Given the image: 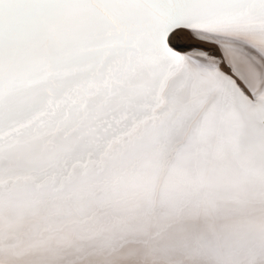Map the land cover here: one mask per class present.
Here are the masks:
<instances>
[{"label":"rangeland","instance_id":"obj_1","mask_svg":"<svg viewBox=\"0 0 264 264\" xmlns=\"http://www.w3.org/2000/svg\"><path fill=\"white\" fill-rule=\"evenodd\" d=\"M169 1L164 23L150 33L139 24L146 38L103 47L81 72L0 82V239L20 251L16 262L0 252V264H152L151 252L155 264H264V0ZM102 18L75 5L38 32L69 40ZM179 22L202 24L170 35L184 59L165 42L166 25ZM101 32L97 43H133L123 30ZM212 33L234 41L220 44ZM29 36L24 51L33 49ZM229 45L238 52L228 54ZM197 52L211 62L190 58ZM235 55L240 70L263 77L256 96ZM47 116L56 122L44 124Z\"/></svg>","mask_w":264,"mask_h":264},{"label":"bare ground","instance_id":"obj_2","mask_svg":"<svg viewBox=\"0 0 264 264\" xmlns=\"http://www.w3.org/2000/svg\"><path fill=\"white\" fill-rule=\"evenodd\" d=\"M187 1L188 0H178V2L182 6H184ZM193 1H197V0H193ZM212 1H214V0H211L210 3H212ZM220 1H230V0H219L218 2H220ZM199 2L200 3L201 2L206 3L207 0H200ZM169 3H170L169 0H0V82L3 81L4 79L8 78V77H12V76L17 77L18 75H15V74H18V73H22V74H35V75H39L40 77H43L44 78V77H46V76H48L50 74H55V73L56 74H59V71H62V70H65L67 73H69V76H71L70 74H72V73L81 72L82 70H85V69L89 68V64L92 63L93 61H95L96 54L99 53L100 50H102L103 47H105L107 53H109L113 49H120L124 45H126V46H129V45L132 46L133 44H137V42H139L140 39L146 38L145 37V33L146 32H145V30H143L142 28L139 27V24L142 25V26L143 25L146 26V28L145 27L144 28L147 29L149 31V33H150L151 28L156 23H158L160 21H162L164 23V20H165V18L167 16H162V10L164 8H169ZM75 5L76 6H90V7H92V10L93 11H97L99 14H104L105 15V18L100 19V20H103L102 21L103 23L93 24L92 25V28H91V31L88 34L83 35V36H78V37L75 36V37H72L69 40L59 39L58 37L56 38V40H53L54 37H49L48 34L44 35V33H42V36H41V34H39L38 31H39L40 27H42L44 25V22H45V20L47 18H51V20L54 19V21H55L56 18L58 19V17H60V13H61V11L63 9H73ZM176 6H177V4L176 5H173V7H176ZM139 11H143V14H144L143 21L140 20L139 17H138ZM59 20H60V18H59ZM52 22H53V20H52ZM55 22H53V23H55ZM57 22H56L57 24H60L59 21H57ZM53 23L51 24V22H50L52 28H53V25H54ZM119 24L121 25L120 27H119ZM170 24L171 23H168L166 25V29L164 31L165 32V35H166V38H167L168 46H170V43L168 42L169 41V37H170L169 34L174 29H177L178 27L180 28V26H186L188 28H192L194 31H199L196 28H197V26H201L202 25V24H197V23H195V25L194 24L193 25H190V24H182V23L179 22L176 25H174V26L171 25L169 27ZM56 26L54 25V27H56ZM48 27L50 28V26H48ZM117 27L122 28L123 32L126 35L130 36V40H133V43L128 44L127 40H123L122 43H121L122 46H120V47L115 46V44H111L109 41H107V42L104 41L102 43H97V39L99 37L98 34H99V32L102 31L103 28H104L105 31H107L104 34L109 33L108 35L110 37H111V35H114L115 37H117L118 35L120 36L121 33H122L121 32L122 30H120V29L119 30H116L115 28H117ZM221 27H223V26H221ZM75 30L77 31V29H75ZM41 31H40V33H41ZM44 31H47V30L45 29ZM44 31H42V32H44ZM55 31H54V33H56ZM79 31H81V30H79ZM119 31L121 32L120 34L118 33ZM132 32H133V34H135V33L136 34H139V36L135 39L136 36L133 35ZM36 33L39 34V37L40 38H36L34 36H33L34 37L33 38L32 36H29V35H35ZM236 33L234 32V34H236ZM100 35H102V34H100ZM209 35H211V37L214 40L218 41L220 44H223V43L228 44V42L234 41V40L229 39L226 35H223V34L212 33V34H209ZM28 36L34 39L33 42H31L32 45H33V49L31 48L32 50H28L27 49V50L24 51V49L27 48V46L29 45V44H27V42H24V37H27V40L29 41ZM35 36H37V35H35ZM56 36H57V33H56ZM235 36H237V35H235ZM41 39H46V41H44V40L41 41ZM119 42H121V41H118V43ZM243 42L244 43L241 42V45L244 46L245 41H243ZM98 44H100V47L99 48L95 47ZM45 45H47V46L49 45L50 47L48 49H45V51H44V46ZM249 47L256 48V47H252V46H249ZM45 48H47V47H45ZM238 48L239 47L237 45L230 46V47L227 48V52H228V54H230L229 53L230 51L231 52H233V51L238 52V50H239ZM173 49H171V50H173ZM36 53H38L39 56L31 57V55H35ZM175 53L178 54L180 58H183L184 59V57H182L180 53H177V52H175ZM189 56H190V58L195 59V60L198 59V60L208 61V63L211 62L210 59L208 60V57H207V59H204L203 58V55L201 53H198V52L197 53L189 54ZM228 57H230V56H228ZM51 58H53L54 60H51ZM233 58H232L233 62L232 61L231 62H232V65L235 68V71L238 74H240L241 76L242 75L245 76V80L244 81L251 88V89L249 88L251 91L252 90L255 91V92L258 91L257 90V87H261L263 85H260L262 83V81L259 82L260 84L257 83V81L258 80H261V78L263 80V77H261L260 79L259 78H256V76H255V72L256 71H254V73H253L250 70L251 68H249L248 66L245 67L246 70H240L239 69V63H238L237 56L235 55V56H233ZM256 69H257V67H256ZM259 69H262V68H259ZM259 74H260V72H259ZM255 79H256V83H254L255 82ZM233 80H234V78H233ZM253 91H252V94L254 96H256ZM2 92H3V90H2V88H0V95L2 94ZM214 110H216V109H214ZM54 122H56V120H51V118L49 116L44 117V120H43V123L44 124L46 123L47 125H53ZM49 212L50 213H48L47 216L50 215L53 211H49ZM100 212H102V211H100ZM100 212L98 211V213H100ZM103 212H102V214L105 213V212L104 213ZM102 214L100 213V217L101 218H102V216H101ZM51 215H52V217L50 216L51 218H53L54 216L55 217L57 216L55 214V212H53ZM106 215H105V217H106ZM58 216H59V214H58ZM61 216H63V214ZM87 216H89V215H87ZM111 216H114V214L113 213H112V215L110 214V217ZM50 217H48V218H50ZM98 217H99V215H98ZM98 217H94V218L95 219L96 218L98 219ZM108 217H109V215L107 216V219H108ZM114 217H116V216H114ZM114 217H111L110 219H112ZM56 218H54V219H56ZM117 218H118V216H117ZM117 218H115V219H117ZM57 219H60V217H58ZM62 219H65L64 216H63ZM107 219L105 218L104 220H107ZM121 219H123V218H121ZM76 220H77V218H76ZM91 220H92V217H91ZM101 220H103V219H101ZM87 221H88V219H87ZM107 221H105V222L107 223ZM91 222H93V221H91ZM96 222H97V220H96ZM99 222L100 221L98 220L97 223H99ZM83 223H85V221H83ZM105 224L103 223V225H105ZM93 225H94V223H93ZM100 226H102V224ZM207 226H211V227H208L209 229L206 232L208 234L210 232L209 230L212 228V225L211 224L210 225L208 224ZM105 227H106V225H105ZM105 227L102 226L103 229H107L110 226H108L106 228ZM99 228H101V227H98V229ZM237 228L239 229V227H237ZM103 229H102V231H103ZM110 229H111V227L109 229L105 230V231H108L109 230V232L112 233V229H111V231H110ZM228 229L225 232H227ZM236 229H234V230L233 229L232 230L230 229V231H235ZM238 229L236 231H239ZM113 230H116L117 231L116 228H114ZM214 230H216V229H214ZM214 230H213V232H214ZM97 232H98V230H97ZM213 232H212V229H211V232L210 233L212 234ZM2 233H3V231H2ZM101 234L103 235V232ZM101 234L99 235V237L102 236ZM107 234L108 235H111L108 232H107ZM107 234L105 233L104 235L106 236ZM4 235H6V234H4ZM108 235H107V237H108ZM99 237L97 235V238H99ZM107 237H105V238H107ZM111 237H112V235H111ZM22 238H23V236L20 239H22ZM103 239L104 238L102 236V240ZM105 240H106V242L107 241H110L111 242V240H113V238L112 239H109V240H107V239H105ZM99 242H100V240H99ZM106 242H105V244H107ZM110 242H108L109 245H110ZM113 242L116 243V244H118V242H115V241H113ZM113 242H112L111 245L114 244ZM138 243H140L139 240H138L137 244H135L136 246L133 243L132 248L129 245H127V246H128L129 249L131 248V250H132L134 248V246L137 247ZM116 244H114V245L117 246ZM142 244H143V242H142ZM84 245L89 246V244H84ZM120 245H121V243H120ZM120 245L118 244V246H119L118 248H120ZM144 245H143V248H145V246H146V245L145 246ZM150 245L152 246V244H150ZM4 246H5V242L3 241V239H0V252L3 253L5 255V257H8V256H6L7 253L9 254V256L12 255V257H11V259H9V261H13V259H15V262H16L18 260L19 254H20V251L17 248V245H13L12 246V245L9 244V245H6V248ZM62 246L65 247V245H62ZM62 246L60 245V248H62ZM73 246L74 245H72V247ZM83 246L80 247V248H84ZM87 246H85V247L87 248ZM113 246H112V248H113ZM139 246H138V248H139ZM69 247H71V246H69ZM121 247L123 248L124 246H121ZM108 248H109V246H108ZM124 248H126V246ZM63 249H67V248H63ZM73 249H74V251H76L75 248H73ZM148 249H149V247H148ZM150 249H151V251H153L152 250L153 249L152 247H150ZM154 249L157 250L156 248H154ZM161 249L162 250L164 249L163 246H161L160 249L157 250V252L159 251V253L160 252L162 253ZM71 250H69L70 251L69 254L70 253L71 254L74 253ZM80 250L78 252H80ZM84 250H85V248L82 249L81 251H84ZM127 250L128 249H126V250L124 249L125 252ZM260 250L264 252V247L260 248ZM77 251L75 252V254L77 253ZM85 251H87V249ZM92 251L94 252V249ZM92 251H91V254H92ZM104 251H106V248L104 249ZM119 251L121 252V248L119 249ZM140 251H142V252L141 253L138 252V253H140L142 255L143 249H141ZM146 251H149V250H147V247H146ZM61 252H63V254H64V251L61 250ZM87 252H89V250ZM87 252H85V254ZM96 252L93 253L94 255H92V256H95V258H96V256H98V253L96 254ZM129 252H131V251H129ZM151 253H154V252H151ZM151 253H150L151 256L148 255V257L150 256L149 257V261L152 260L151 257L153 256L152 258H154V261L152 260L151 262H152V264H155L154 262H156L155 261L156 260L155 258L157 256H156V254L155 255L154 254L152 255ZM159 253H157V254L159 255ZM82 254H84V253L82 252ZM118 254L119 253H117L116 255H118ZM146 255H147V253H146ZM261 255H259V256H261ZM87 258H90V257H87ZM82 259L83 258H81L80 260H82ZM126 259H127V257H126ZM142 259H143V257H142ZM142 259H141V262H142ZM146 259H148L147 256H146ZM72 260L73 261L76 260V257H75V259H72ZM89 260H91V259H89ZM121 260H122V258H121ZM73 261L72 262H68V263L69 264L70 263L72 264ZM84 261L86 263V258L83 259V262ZM104 261H105V259H104ZM171 261H173L175 263L174 260H171ZM124 262L126 264V261H124ZM60 263H61V261H60ZM116 263H117V261H116ZM127 263L130 264V259H129V261ZM80 264H83V263H80ZM101 264H103V263H101Z\"/></svg>","mask_w":264,"mask_h":264},{"label":"water","instance_id":"obj_3","mask_svg":"<svg viewBox=\"0 0 264 264\" xmlns=\"http://www.w3.org/2000/svg\"><path fill=\"white\" fill-rule=\"evenodd\" d=\"M180 27L185 28V27H183V26H180ZM177 29H179V27H178ZM177 29H174L169 35H171V34H172L173 32H175ZM165 42H166V46H167V48H168L169 50H171L170 47L168 46L167 38L165 39ZM172 51H174V50H172ZM174 52H176V51H174Z\"/></svg>","mask_w":264,"mask_h":264}]
</instances>
